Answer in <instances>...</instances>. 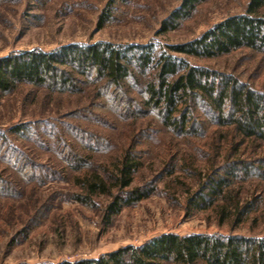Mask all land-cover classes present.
<instances>
[{
	"label": "rangeland",
	"instance_id": "obj_1",
	"mask_svg": "<svg viewBox=\"0 0 264 264\" xmlns=\"http://www.w3.org/2000/svg\"><path fill=\"white\" fill-rule=\"evenodd\" d=\"M182 2L0 0V58L21 51L49 52L70 44L152 45L155 51L184 58L192 66L235 75L264 93L263 53L241 49L216 58H195L171 50L172 46L200 37L227 17L244 14L249 0H206L197 5L178 29L161 33L163 20ZM106 11L111 19L99 29L100 18ZM132 95L140 99L136 93ZM88 105V93L62 95L28 85L20 86L12 94L0 93V145L11 148V157L25 158L28 167L36 164V168L31 166L27 172L19 173L0 154V179L14 189L13 192L0 190V264H55L97 258L124 246L141 245L168 232L181 235L232 232L231 221L220 224L214 209L190 215L186 209L187 196L198 186V175L207 173L211 163L217 166L224 162L228 134L225 129L210 127L203 138L194 140L207 154L193 152L180 137L164 130L151 114L133 125H130L132 121H114L106 116L110 120L108 126L95 118L103 116V110H91L92 118L89 116L87 120H79L77 113L71 114ZM30 123H35L37 137L16 135L10 130ZM147 127L158 140L142 146L148 154L143 158V168L134 177L133 186L156 184L157 192L125 208L108 226L104 222V209L111 201L110 196H93L92 206L74 198L86 193L79 181L91 177L94 169L84 167L80 172L68 169L58 146L63 143L87 153L81 145L83 138L76 136L74 130L100 134L110 141L112 148L97 151L92 155L93 161L96 166L113 170L120 149L131 142L134 132ZM217 143L221 148L213 153L209 148ZM187 163L198 175L184 170ZM98 170L103 174L104 170ZM236 189L242 200L251 198L252 194L264 200V180L247 182ZM234 233L264 237V205Z\"/></svg>",
	"mask_w": 264,
	"mask_h": 264
},
{
	"label": "trees",
	"instance_id": "obj_2",
	"mask_svg": "<svg viewBox=\"0 0 264 264\" xmlns=\"http://www.w3.org/2000/svg\"><path fill=\"white\" fill-rule=\"evenodd\" d=\"M205 1L183 0L163 20L161 33L178 29L197 5ZM110 19L111 14L106 11L98 28H103ZM241 49L264 54V0H249L244 14L227 17L200 37L171 47L177 54L195 58H216ZM22 85L62 95L88 93L90 105L71 113H77L79 120L92 118L94 109L103 110V116L95 118L107 126L108 116L114 121H132L130 125H133L151 114L164 130L180 137L193 152L207 154L194 140L203 138L210 127L228 133L223 163L217 166L211 163L203 175H198L188 163L184 170L198 175L196 190L186 198L187 214L214 209L220 224L231 221V233L168 232L141 245L124 246L97 258L55 264H264V237L234 233L264 205V200L254 194L242 200L236 189L247 182L264 180V93L235 75L192 66L184 58L155 51L152 45L117 46L107 42L70 44L49 52L21 51L0 58V93L12 94ZM85 110L88 112L84 115ZM34 125H17L10 130L16 135L37 137ZM74 132L83 138L81 145L87 153L61 143L58 147L66 167L76 172L84 167L94 169L91 177L79 181L86 193L74 198L92 206L93 196H110L111 201L104 209V222L108 226L125 208L157 192L156 184L133 186L134 177L143 168V158L148 154L142 146L158 140L151 128L134 132L131 142L120 149L113 170L96 166L92 157L97 151L111 150L108 139L80 128ZM220 148L217 143L209 149L214 153ZM10 150L0 145V154L16 171L36 168L34 163L28 167L25 158L11 157ZM5 183L0 179V190L13 192Z\"/></svg>",
	"mask_w": 264,
	"mask_h": 264
}]
</instances>
